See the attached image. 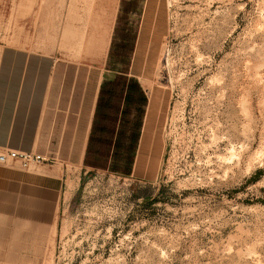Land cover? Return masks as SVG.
<instances>
[{
	"label": "rangeland",
	"instance_id": "374dc122",
	"mask_svg": "<svg viewBox=\"0 0 264 264\" xmlns=\"http://www.w3.org/2000/svg\"><path fill=\"white\" fill-rule=\"evenodd\" d=\"M52 4L0 0V56L92 50L104 1ZM157 20L140 169L68 170L53 215L0 208V264H264V0H159Z\"/></svg>",
	"mask_w": 264,
	"mask_h": 264
},
{
	"label": "crops",
	"instance_id": "0c3cea01",
	"mask_svg": "<svg viewBox=\"0 0 264 264\" xmlns=\"http://www.w3.org/2000/svg\"><path fill=\"white\" fill-rule=\"evenodd\" d=\"M47 1L56 6L52 4L41 15L65 16V10L57 7L61 0ZM122 2L115 1L108 22L95 34L94 28L90 30L89 40L82 42L93 44L88 52L45 47L27 52L4 47L0 56V153L38 154L46 163L28 169L17 161L0 164V208H21L30 216L53 215L68 170H105L108 165L127 162L126 176L137 171L139 158L132 164V156L141 142L147 112L140 83L151 79V74L141 71V50L160 43L159 0H142L137 14L131 2L127 7ZM122 16L133 22L132 28L125 29L123 20L120 24ZM113 58L126 66L125 71L113 69Z\"/></svg>",
	"mask_w": 264,
	"mask_h": 264
},
{
	"label": "built area",
	"instance_id": "2783aa9c",
	"mask_svg": "<svg viewBox=\"0 0 264 264\" xmlns=\"http://www.w3.org/2000/svg\"><path fill=\"white\" fill-rule=\"evenodd\" d=\"M12 161H17L22 169L46 163L45 159L38 154L17 151L0 153V164L4 165Z\"/></svg>",
	"mask_w": 264,
	"mask_h": 264
},
{
	"label": "bare ground",
	"instance_id": "6f19581e",
	"mask_svg": "<svg viewBox=\"0 0 264 264\" xmlns=\"http://www.w3.org/2000/svg\"><path fill=\"white\" fill-rule=\"evenodd\" d=\"M104 1V3H105V5L107 6V8H109V14H105L104 15V13L100 16V17H102L103 16V18H104V23L103 24H106L107 22H108V20H109V17H110V15H111V12H112V10H113V7H114V4H115V1L116 0H103ZM106 16V17H105ZM144 45H142V47H143ZM148 47H150V46H148ZM138 48V47H137ZM151 48V47H150ZM141 49V48H140ZM140 49H138V50H140ZM141 51H144V50H141ZM149 52V51H148ZM147 52V53H148ZM150 53V52H149ZM153 55V54H152ZM162 59V58H161ZM149 62V61H148ZM138 63V62H137ZM145 64V63H144ZM149 65V64H148ZM148 67V66H147ZM149 68V67H148ZM149 76V75H148ZM147 76V77H148ZM140 167H141V159H139L138 161H137V164H136V170L137 169H140Z\"/></svg>",
	"mask_w": 264,
	"mask_h": 264
}]
</instances>
